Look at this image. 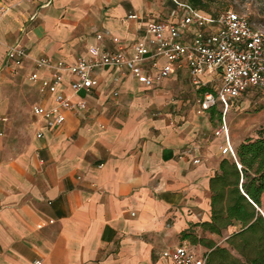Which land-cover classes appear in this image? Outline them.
Here are the masks:
<instances>
[{"label":"crops","instance_id":"obj_1","mask_svg":"<svg viewBox=\"0 0 264 264\" xmlns=\"http://www.w3.org/2000/svg\"><path fill=\"white\" fill-rule=\"evenodd\" d=\"M179 16L171 0H0V264H170L158 252L188 247L178 242L180 232H200L194 224L209 220V177L221 158H233L237 140L228 138L231 150L221 153L225 135L213 134L212 108L197 112L201 86L185 66L149 86L124 68L104 66L88 94L72 93V77H65L58 90L85 107L66 111L54 128L31 113L32 104L50 106L52 94L27 78L28 61L6 67L12 64L6 44L14 42L30 57L70 62L91 44L115 50L116 37L130 55L148 21ZM192 31L183 30L182 39ZM146 44L151 50V37ZM163 61L157 58L158 66ZM143 68L154 71L149 60ZM36 74L48 77L44 69ZM199 78L210 90L219 82L215 72ZM187 87L193 98L178 95ZM22 88L34 94L32 135L9 154L3 136L14 103L8 93Z\"/></svg>","mask_w":264,"mask_h":264},{"label":"built area","instance_id":"obj_2","mask_svg":"<svg viewBox=\"0 0 264 264\" xmlns=\"http://www.w3.org/2000/svg\"><path fill=\"white\" fill-rule=\"evenodd\" d=\"M171 1L180 13L179 18L176 21H148L143 35L131 43L130 55L125 54L116 37H111L116 44L115 50L106 51L91 44L87 46L84 57H75L70 62L46 56L30 57L19 43L8 44L6 54L12 58V64L6 65L8 70L13 71L14 67L27 60L33 68L27 78L37 82L41 90L52 94L50 106L32 104L31 113L47 128L60 125L66 111L85 107L84 100L72 102L58 90L63 78L72 77L68 80L72 93L88 94L97 85L98 72L104 66L124 68L131 78L144 86L163 80L182 65L195 85H204L199 78L201 74L215 72L219 75V82L211 90L201 93L197 112L216 104L225 110L238 98L252 95L258 96L264 104V29L253 27L245 15L232 9L211 15L192 7L187 1ZM135 16L127 15L129 18ZM190 27L193 28L190 36L182 39L181 32ZM148 37L153 40L151 50L146 44ZM96 38L99 39L100 34ZM159 57L164 60L161 66L157 64ZM145 60H149V68L154 70L152 73L143 68ZM39 69H44L48 77L38 78L36 71ZM220 132L226 134L223 121L213 134ZM35 136L40 137V132ZM225 142L220 147L223 154L231 150L228 141ZM192 162H197V159ZM158 256L170 264H205L204 253L193 252L184 244L161 249ZM33 264H40V261L35 260Z\"/></svg>","mask_w":264,"mask_h":264},{"label":"trees","instance_id":"obj_3","mask_svg":"<svg viewBox=\"0 0 264 264\" xmlns=\"http://www.w3.org/2000/svg\"><path fill=\"white\" fill-rule=\"evenodd\" d=\"M213 1L187 0L192 7L204 11ZM209 90L201 86L198 92ZM233 152V158L219 160L217 170L209 177V220L194 224L201 232L214 235L234 226L223 239L225 245L198 237L190 229L182 230L179 236L207 248L205 264H264V211L260 201L264 193V127L253 137L239 141Z\"/></svg>","mask_w":264,"mask_h":264},{"label":"rangeland","instance_id":"obj_4","mask_svg":"<svg viewBox=\"0 0 264 264\" xmlns=\"http://www.w3.org/2000/svg\"><path fill=\"white\" fill-rule=\"evenodd\" d=\"M225 9H232L238 13L245 15L248 18L249 23L253 27L264 29V0H214L207 6V11L201 10L206 14H216ZM200 10V9H198ZM8 44H6L7 46ZM2 68V67H1ZM2 72L10 75L4 68ZM14 85L15 82L7 83ZM217 82L211 83L215 86ZM194 89L187 87L185 91H182L178 95H186L193 98ZM14 103L11 108V115L9 118L8 126L5 129L4 147L7 153L14 154L21 150L23 146L28 142L32 135V126L30 125L29 116V104L34 99V94H29L27 90H14L8 93ZM211 123L216 126L220 121H223L226 126V140L230 137L235 138L236 144L246 137H253L256 131L264 127V104L260 101L259 97L252 95L249 97L238 98L227 109L222 110L220 104H216L212 107ZM228 141V140H227ZM235 144V145H236ZM261 211H264V194L261 196ZM232 228L231 230H234ZM226 228L220 235H214L212 239L217 245H225L223 239L230 233ZM198 237H206L205 232H194ZM178 242H184L190 250L202 253L206 247L200 244H191L188 240H181L178 236ZM233 256L238 255L230 250Z\"/></svg>","mask_w":264,"mask_h":264}]
</instances>
